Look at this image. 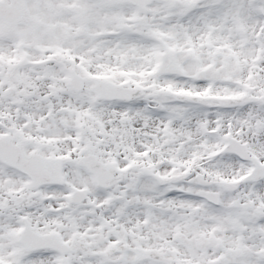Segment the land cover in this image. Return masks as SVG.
<instances>
[{"label": "snow or ice", "instance_id": "1", "mask_svg": "<svg viewBox=\"0 0 264 264\" xmlns=\"http://www.w3.org/2000/svg\"><path fill=\"white\" fill-rule=\"evenodd\" d=\"M0 264H264V0H0Z\"/></svg>", "mask_w": 264, "mask_h": 264}]
</instances>
